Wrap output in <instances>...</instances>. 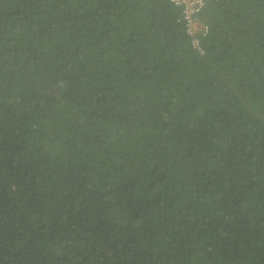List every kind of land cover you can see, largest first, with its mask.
I'll return each mask as SVG.
<instances>
[{"label": "trees", "instance_id": "16d2710c", "mask_svg": "<svg viewBox=\"0 0 264 264\" xmlns=\"http://www.w3.org/2000/svg\"><path fill=\"white\" fill-rule=\"evenodd\" d=\"M0 0V264H264V0Z\"/></svg>", "mask_w": 264, "mask_h": 264}, {"label": "built area", "instance_id": "2783aa9c", "mask_svg": "<svg viewBox=\"0 0 264 264\" xmlns=\"http://www.w3.org/2000/svg\"><path fill=\"white\" fill-rule=\"evenodd\" d=\"M211 0H172L175 5L181 7V19L189 36L191 45L202 49L201 40L209 29L207 23L200 21L198 14Z\"/></svg>", "mask_w": 264, "mask_h": 264}]
</instances>
